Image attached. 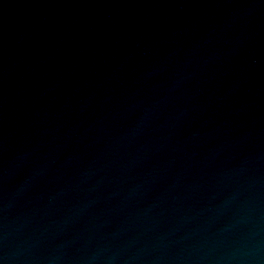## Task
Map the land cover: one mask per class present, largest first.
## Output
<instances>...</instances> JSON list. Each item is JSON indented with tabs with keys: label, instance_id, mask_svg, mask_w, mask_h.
<instances>
[{
	"label": "water",
	"instance_id": "obj_1",
	"mask_svg": "<svg viewBox=\"0 0 264 264\" xmlns=\"http://www.w3.org/2000/svg\"><path fill=\"white\" fill-rule=\"evenodd\" d=\"M0 264H264V0H0Z\"/></svg>",
	"mask_w": 264,
	"mask_h": 264
}]
</instances>
